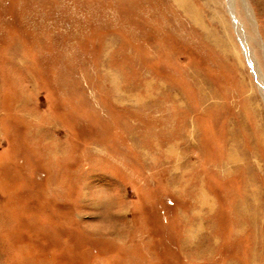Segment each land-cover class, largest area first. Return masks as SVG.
Returning a JSON list of instances; mask_svg holds the SVG:
<instances>
[{
    "label": "rangeland",
    "instance_id": "1",
    "mask_svg": "<svg viewBox=\"0 0 264 264\" xmlns=\"http://www.w3.org/2000/svg\"><path fill=\"white\" fill-rule=\"evenodd\" d=\"M259 76L264 0H0V264H264Z\"/></svg>",
    "mask_w": 264,
    "mask_h": 264
},
{
    "label": "bare ground",
    "instance_id": "2",
    "mask_svg": "<svg viewBox=\"0 0 264 264\" xmlns=\"http://www.w3.org/2000/svg\"><path fill=\"white\" fill-rule=\"evenodd\" d=\"M232 14H233V8H232ZM234 16V15H233ZM240 24H238V23H236V28H237V30L240 32L241 30H240V26H239ZM241 34V33H240ZM242 39V38H241ZM243 41H244V39H242ZM243 46H244V50H245V53H246V56H247V58H248V60H249V62L251 63V65L253 66L254 65V67L256 68V64H255V61H254V59H253V56H252V53H251V51L249 50V48H248V46H247V44H246V42L244 41V44H243ZM257 70V69H256ZM259 75V74H258ZM260 77V78H259ZM259 77H257V79H258V84L261 86V88H262V91H263V93H264V82L262 81V77L261 76H259Z\"/></svg>",
    "mask_w": 264,
    "mask_h": 264
}]
</instances>
